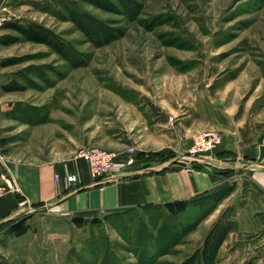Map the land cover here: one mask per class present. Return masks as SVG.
Instances as JSON below:
<instances>
[{"label":"rangeland","instance_id":"1","mask_svg":"<svg viewBox=\"0 0 264 264\" xmlns=\"http://www.w3.org/2000/svg\"><path fill=\"white\" fill-rule=\"evenodd\" d=\"M14 22L44 29L54 46L21 38L6 28ZM5 35L21 40L0 44V149L18 160L169 147L181 119L205 111L264 146V0H0ZM216 193L177 217L148 207L83 227L30 210L25 235L0 230V264H200L215 226L230 231L217 264H255L231 237L232 201Z\"/></svg>","mask_w":264,"mask_h":264},{"label":"crops","instance_id":"2","mask_svg":"<svg viewBox=\"0 0 264 264\" xmlns=\"http://www.w3.org/2000/svg\"><path fill=\"white\" fill-rule=\"evenodd\" d=\"M213 115L205 111L190 125L182 118V138L169 147L148 141L134 147L132 156L126 153L131 147L115 149L125 172L104 186L95 184L89 164L77 156L18 160L0 149V186L13 188L0 197V225L30 210L99 219L149 205L195 201L234 187L225 200L235 207L238 232L231 237L240 253L264 264V146L236 135L227 121ZM206 130L224 131L222 146L210 161L189 160L185 154L193 137ZM71 175L77 183L68 181Z\"/></svg>","mask_w":264,"mask_h":264},{"label":"trees","instance_id":"3","mask_svg":"<svg viewBox=\"0 0 264 264\" xmlns=\"http://www.w3.org/2000/svg\"><path fill=\"white\" fill-rule=\"evenodd\" d=\"M6 28L17 32L21 36V38L23 37L29 42L54 46V44L49 40L50 34L47 33L44 29H36L34 28V26L22 25L17 22L9 23ZM21 38L10 36V35H5L0 38V44L4 46L16 44L21 40ZM10 63L11 62H4L3 66H7ZM2 89L5 92H15V91H22L23 87L16 86V85H3ZM2 143L3 141L0 142L1 148L3 146ZM233 188L234 187H230L224 191H219L220 193H216V194H221V195L223 194L221 198H225L232 192ZM196 200H199V199H196ZM195 201H175L172 203H168L164 206L149 205V206L144 207L143 210L147 209L148 207L149 208L150 207H163L172 217H177L178 215L185 214L188 211L190 204H192V202H195ZM133 212L134 211H129L125 213H117L111 216H115L117 218L122 219L126 216L129 217V215L132 214ZM27 221H28L27 216L17 217L13 220H9L1 224L0 230H5V232L15 237H21L25 235L31 228ZM73 221L78 227H83L87 224H98L100 222V219H97V218L96 219H84V218L74 217ZM229 232L230 231L228 229L219 228L218 226H215L212 229L208 237L205 239L202 249L200 250V257H199L200 264H217L218 252L221 246L223 245L224 241L226 240ZM144 251H147V249H145ZM144 253L146 252H143V255ZM149 258L150 260H154L153 255H150ZM247 264H252V263L249 262Z\"/></svg>","mask_w":264,"mask_h":264},{"label":"built area","instance_id":"4","mask_svg":"<svg viewBox=\"0 0 264 264\" xmlns=\"http://www.w3.org/2000/svg\"><path fill=\"white\" fill-rule=\"evenodd\" d=\"M173 122L174 118L171 117ZM223 144V135L217 130H206L197 133L193 139L191 147L186 153V158L196 162L210 161L216 150ZM134 148L127 149L130 156L134 154ZM77 157L89 164L90 173L96 185L105 184L117 180L124 175V166L117 161L118 154L100 148H88L81 150ZM9 181V180H8ZM70 183H77V177H68ZM12 186H0V197L11 191Z\"/></svg>","mask_w":264,"mask_h":264}]
</instances>
